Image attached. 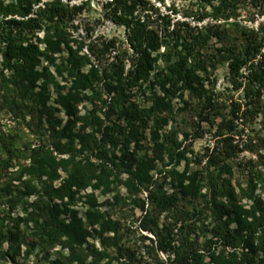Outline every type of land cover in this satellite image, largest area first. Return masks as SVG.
Wrapping results in <instances>:
<instances>
[{"label":"trees","instance_id":"16d2710c","mask_svg":"<svg viewBox=\"0 0 264 264\" xmlns=\"http://www.w3.org/2000/svg\"><path fill=\"white\" fill-rule=\"evenodd\" d=\"M105 1L107 17L126 30L130 51V70L126 75L120 60L113 65L111 75L104 70V77L94 66L87 71L82 70L90 59L87 55H79L80 45L76 50L69 47L70 36L65 27L77 9L69 8L63 0H0V110L4 109L16 117L21 115L23 120L26 115L32 119L29 133L20 131L17 139L11 137L8 141L5 136L1 137L3 159L0 160V182L2 178L6 180L4 187L0 188V202L11 193L9 182L23 180L25 191L17 192L15 203L27 194L41 193L35 205L36 213L31 217L33 237L42 245L60 244L61 248L69 250L68 256L62 257L63 262L57 261L56 264H84L87 257L93 259L91 264H110L101 263L104 253L81 247L85 237L91 235L84 224L90 227L98 225L100 232L113 229L112 225L103 222L102 214L96 210L94 193L86 195L88 209L85 222L74 212H71L67 222L62 221L60 217L67 209L49 202L54 198H67L70 202L74 196L72 188H76L77 192L86 188L93 191L101 186L107 188L111 177L119 180L120 176L126 175L119 182L129 194L147 193L149 209L145 210V202L140 203L145 214L139 220L138 229L154 236H140L142 241L151 243L148 252L153 260L150 264H205L197 239L191 238L198 229L211 233L208 241L210 248L219 242L223 248L232 250L229 256H225L224 251L217 255L209 252V264H264V199L254 196L253 189L255 181L264 191V174L254 172L246 188L241 185L236 188L222 178L232 176V165L227 159L230 150H233L230 144L234 134L233 121L238 122L242 117L239 104L231 106L229 121L215 132L216 138L224 137V153L220 152L218 157V153L211 155L201 171L188 173L186 169L181 172L172 169L163 172L158 179L150 174L156 168V160L166 158L169 163L176 161L178 164L186 154L180 146L176 145L174 149L171 145L173 141L167 135L159 136L167 122L159 116L164 110L170 112L169 101H165L170 95L180 91L181 98L184 92L197 97L199 108L193 110H197L200 121L210 122L220 115L218 105L211 101L210 96H205L203 84L209 68H214L217 62L214 57L201 53L211 38L216 37L227 50L222 53L218 49L216 53L222 54L221 60L228 64L233 77L238 76L240 70L257 56L261 59L250 73L257 85L258 96H264V26L260 25L254 31L236 22L245 0H200L204 13L197 20L210 16L213 22L219 24L209 25L196 35L185 24L181 25L186 26L183 31L178 28V23L177 29L174 27L169 31V21L165 17L161 19L164 24L162 32L154 29L152 26L156 19L152 20L149 13L141 16L143 12L153 10L148 7L147 1ZM258 2L263 3L264 0H250L252 6H257ZM138 6L142 7L139 12ZM206 9L209 13H205ZM42 30L44 36L40 39L36 34ZM239 43L242 46L238 50ZM40 44L44 45L43 49H40ZM63 45L67 47V57L60 58L57 64L50 56L61 53ZM113 45L114 42H111L106 47ZM164 46L166 51L160 54L159 50ZM121 56L124 57L123 54ZM158 59L166 64V74L157 75L156 79L163 96L146 107L136 98L144 95V85L155 70ZM42 60L54 67L55 75L48 67L38 69ZM58 78L69 85H63ZM235 85L237 88L240 86ZM87 91L90 96L85 95ZM102 91L110 95V107L115 110L120 123L104 127L103 119L97 115L101 110L96 104L89 116H76V107L84 98L104 108L108 101L103 99ZM183 105L191 108L185 101ZM61 109L69 116L63 127L55 119V113ZM78 122H83V128L74 133ZM151 122L153 125H150ZM86 128L90 130L88 133ZM146 129L150 133L153 155L143 144ZM30 135L38 140L36 147L32 146ZM187 136L184 135L185 138ZM76 140L79 149H76ZM106 145H110L111 150L105 149ZM88 150H97L96 164L87 157L78 158ZM141 151H144L143 155L139 154ZM55 152L58 155L68 154L69 157L58 159L53 155ZM12 161L19 164L15 174L6 172ZM27 161L28 164L25 163ZM60 169L67 173V177L55 186ZM166 185L171 188L170 193L165 190ZM236 189L249 200L247 207L239 203ZM197 202L204 208L197 209ZM206 210L210 214L208 224L205 220L200 222ZM164 214H171L172 217L162 219ZM6 235L8 233L3 232L0 224V247L1 242L8 239ZM30 246L27 256L34 243ZM118 254L119 258L124 256L121 248H118ZM159 254L166 255L167 259H161Z\"/></svg>","mask_w":264,"mask_h":264},{"label":"rangeland","instance_id":"374dc122","mask_svg":"<svg viewBox=\"0 0 264 264\" xmlns=\"http://www.w3.org/2000/svg\"><path fill=\"white\" fill-rule=\"evenodd\" d=\"M143 1H147L148 7H152L153 10L150 9L148 12H143L141 16L143 17L149 13L153 17L152 20L156 19L152 27L160 32H162L164 25L161 20L162 17L167 18L169 21V31H172L174 27L177 29V23L180 25L178 28L183 31L186 29V26L181 27V25L185 24L194 30V35L209 25L219 24V22H213L210 16L205 17L201 21L197 20V17L204 13L200 0ZM63 3L71 9H77V13L68 20L65 27L66 32L70 36L69 47L76 50L80 45L81 48L78 50L79 55H87L90 59V63L85 65L82 70L87 71L91 66H94L99 70L100 76L104 77V70H107L106 73L111 75L113 65L119 63L120 60L124 66L123 74L126 75L130 70V63L128 61L130 51L126 43V30L124 27L115 25L107 17V11L105 9L106 1L72 0L71 2H67L63 0ZM242 3H244V6L240 8L236 22L240 26L253 29L254 31L260 25L264 26V2H258L257 6H252L250 0H245ZM141 10L142 7L138 6V12ZM205 13H209V10L206 9ZM43 33L42 30L37 32L36 35L41 39L44 36ZM257 38L259 39V36ZM111 42H114V45L110 48L106 47L107 45L110 46ZM241 43L243 44V41ZM241 43H239L238 50L241 49ZM43 48L44 45L40 44V49ZM66 48L63 45L61 47V53L50 56L55 58V63L58 64L60 58L67 57L68 50ZM218 49L222 50V53H226L227 51L223 43L216 37H213L208 41L206 48L201 50V53L207 54L209 58L214 57V60L217 61L214 68L210 67L208 74L204 76L203 84L206 91L205 96H210L211 101L218 105L220 115L215 116L210 122L205 120L200 121V118L196 114L197 110H193L199 108L200 101L197 97L191 96L188 92H184L181 98L179 96L181 94L180 91L170 95L165 100L169 101L168 104L171 107L170 112L164 110L159 116L160 118H165L167 121L162 126L159 136L167 135L170 141H173L172 144L170 143L173 148L175 149L176 145L180 146V150L184 149L186 154L178 164L176 161L169 163L166 158L156 160V168L150 173L154 179L160 178L164 174L163 172L172 169H176L179 172L186 169L188 173L201 171L211 155L218 153L216 155L218 157L220 152L224 153V137L216 138L215 132L218 127H223L229 121V109L236 103L240 105V115L242 117L240 116L238 122L236 120L233 121L234 134L230 142L233 150H230L227 159V162L232 165V176H222V178L229 180L236 188L238 185L246 188L254 172L257 171L264 174V96L262 94L258 96L257 85L251 79L250 73L261 59L257 56L245 68L240 70L238 76L233 77L229 73L228 64L221 60L222 54L216 53ZM165 51L166 47L164 46L160 48L159 53L162 54ZM262 53L264 54V46ZM122 54L124 57L121 56ZM42 67H48L50 72L55 75L54 67L49 66L46 61L42 60L41 66L38 69ZM165 74L166 64L162 59H158L155 64V70L151 73L149 80L144 85V95L136 98L141 105L146 107L150 106L155 99L163 96L161 88L156 84V79L157 75L164 76ZM58 80L63 85H67L64 79L58 78ZM235 84L240 85L239 88ZM166 87L168 88L169 86L167 85ZM100 88H102V84H100ZM85 95L90 96L91 93L87 91ZM52 96L53 98L55 97V95ZM102 96L104 100L108 101L104 108L95 101L91 102L84 98L76 107V116L82 118L89 116V113L94 110L96 104V107L101 110L97 115L103 119L104 127L114 122L120 123L115 110L110 107V95L102 91ZM183 101L189 103L191 108L184 107ZM50 103L53 105L52 100ZM203 117H205V113ZM55 119L60 121L63 127L68 122L69 116L61 109L55 113ZM31 123L32 119L30 115H26L25 120H23L21 115L16 117L12 113L1 109L0 141L2 136H5L7 141L11 137L17 139L20 131L29 133V125ZM150 125H153V122ZM82 128L83 122H78L73 131L74 133H78ZM85 131L88 133L90 130L86 128ZM144 134L145 139L143 140V144L149 151V154L153 155L154 151L151 149L149 130L146 129ZM185 134L188 135L187 138L184 137ZM30 138L32 146L36 147L38 140L31 135ZM97 138H100L99 134ZM75 146L76 149H79L77 140ZM215 147L218 149L214 150ZM105 149L111 150L110 145H106ZM96 153L97 150H88L83 155H79L78 158L81 159L84 156L91 163L96 164ZM143 153L144 151H141L139 154L143 155ZM53 155L57 156L58 159H67L69 157L68 154L58 155L57 152ZM1 159H3V155L0 150ZM25 163L28 164L29 161ZM18 167L19 164L17 161H12L11 166L6 172L15 174ZM215 173L216 175L218 174L217 171ZM59 176V179L54 183L55 186H59L62 180L67 177V173L60 169ZM125 178L126 175L120 176L119 180L111 177L109 179L110 184L107 188L101 186L100 189L94 191L91 188H86L85 190L77 192L76 188H72L74 196L70 202H68L69 199L67 198H64V200L54 198L49 203L50 205L56 204L61 208L67 209V212L60 217L62 221L67 222L71 217V212H74L78 218L85 222V212L88 209L86 195L91 192L94 193L96 210L102 214L103 222L112 225L113 229L100 232L98 225L90 227L84 224L85 230L87 233H91V235L85 237L81 247L83 249L88 248L104 253L105 257L101 263L109 262L110 264H119L120 262L126 261L127 264H150L153 260L148 252L151 243L142 241L140 236L146 235L150 238H154V236L151 233H144L138 229L139 220L145 214L141 209L140 203L145 202V210L149 209L147 193L142 191L136 195L129 194L122 183L119 182ZM5 180L6 178H2L0 188L4 187ZM22 181L9 182L11 193L0 202V224H2L3 232L8 233L6 235L8 239L1 242L0 264H56L57 261L62 263V257H67L69 254L67 248H61L60 244L53 246L42 245L33 237L34 225L31 217L36 213L35 205L39 201L41 193L35 191L32 194H27L18 203H15L14 199L17 196V192L24 193L25 191ZM253 186L254 196L264 199L263 188L255 184V181H253ZM37 189H39L38 185ZM165 190L170 193L171 188L169 185L165 186ZM236 193L239 203L247 207L250 203L247 197H242L238 189H236ZM196 206L197 209L204 208L203 204L199 202L196 203ZM166 217L172 216L171 214H164L162 219ZM204 220L205 224L210 223L208 210L204 211L200 222ZM208 229H211V226H208ZM191 238L197 239V246L200 247L201 253L204 254L203 261L205 264H209V252H215L217 255L220 251H224L225 256H229L232 252L229 247L223 248L219 242L210 248L208 241L211 239V233L206 230H196L195 234L192 233ZM32 243H34V246L27 256V250L31 248L30 245ZM118 248L123 250L124 256L122 258H119ZM3 254L7 255L4 256ZM159 256L161 259H167L166 255L159 254ZM92 261L93 259L91 257H87L84 260V264H91Z\"/></svg>","mask_w":264,"mask_h":264}]
</instances>
